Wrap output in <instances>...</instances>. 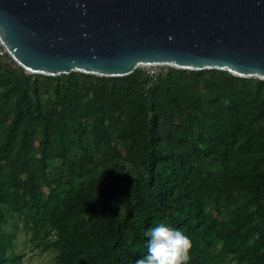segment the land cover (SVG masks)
I'll return each instance as SVG.
<instances>
[{"label": "trees", "instance_id": "trees-1", "mask_svg": "<svg viewBox=\"0 0 264 264\" xmlns=\"http://www.w3.org/2000/svg\"><path fill=\"white\" fill-rule=\"evenodd\" d=\"M0 47V264H135L159 222L189 264H264V81L29 74ZM20 235L24 239H20Z\"/></svg>", "mask_w": 264, "mask_h": 264}, {"label": "water", "instance_id": "water-1", "mask_svg": "<svg viewBox=\"0 0 264 264\" xmlns=\"http://www.w3.org/2000/svg\"><path fill=\"white\" fill-rule=\"evenodd\" d=\"M0 47L35 75L167 66L264 81V0H0Z\"/></svg>", "mask_w": 264, "mask_h": 264}, {"label": "clouds", "instance_id": "clouds-1", "mask_svg": "<svg viewBox=\"0 0 264 264\" xmlns=\"http://www.w3.org/2000/svg\"><path fill=\"white\" fill-rule=\"evenodd\" d=\"M144 235L147 251L135 264H189L192 241L180 228L159 222Z\"/></svg>", "mask_w": 264, "mask_h": 264}, {"label": "rangeland", "instance_id": "rangeland-1", "mask_svg": "<svg viewBox=\"0 0 264 264\" xmlns=\"http://www.w3.org/2000/svg\"><path fill=\"white\" fill-rule=\"evenodd\" d=\"M167 66H156L150 68H142L144 72H160L164 71ZM20 239H24V236L20 235ZM17 252L24 254V264H53L54 253L51 250L40 251L39 248L23 245L22 243L17 244Z\"/></svg>", "mask_w": 264, "mask_h": 264}, {"label": "built area", "instance_id": "built-area-1", "mask_svg": "<svg viewBox=\"0 0 264 264\" xmlns=\"http://www.w3.org/2000/svg\"><path fill=\"white\" fill-rule=\"evenodd\" d=\"M2 49V48H1ZM1 53H5L4 50L2 49ZM151 67H156V66H151ZM144 68H150V67H144ZM143 68V69H144ZM157 72H149V74H156Z\"/></svg>", "mask_w": 264, "mask_h": 264}]
</instances>
